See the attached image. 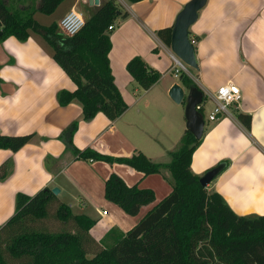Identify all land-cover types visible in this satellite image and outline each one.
<instances>
[{"label":"crops","instance_id":"1","mask_svg":"<svg viewBox=\"0 0 264 264\" xmlns=\"http://www.w3.org/2000/svg\"><path fill=\"white\" fill-rule=\"evenodd\" d=\"M107 0L89 5L88 0H62L57 19L71 10L89 18ZM189 0H123L124 19L109 30L108 59L114 83L128 108L115 120L101 112L90 120L82 117V107L72 101L57 103L59 90L76 85L52 58V48L44 37L31 32L19 41L8 37L0 42V135H31L17 150L0 149V165L9 160L8 176L0 180V225L15 210L18 192L34 195L49 187L59 188L57 197L77 207L96 223L90 233L97 240L112 228L125 233L153 207L142 205L135 215L127 214L104 196L105 180L119 175L128 186L156 190L160 175L170 193V172L144 175L127 165L76 159L58 138L73 121L78 128L72 137L80 150L94 149L114 157L141 152L153 162L167 163L185 127V102L175 103L168 95L175 83L186 87L176 72L171 49L156 35L173 22ZM117 26V27H116ZM116 28V29H115ZM198 64L187 76L207 96L220 85L233 83L241 92L230 115L206 122L201 142L193 151L191 171L202 176L217 164L225 168L208 185L221 195L237 215H264V0H206L196 21L189 27ZM140 56L160 73L149 89H142L126 70L127 62ZM238 113L251 116L250 129L237 119ZM154 191V190H153Z\"/></svg>","mask_w":264,"mask_h":264},{"label":"trees","instance_id":"2","mask_svg":"<svg viewBox=\"0 0 264 264\" xmlns=\"http://www.w3.org/2000/svg\"><path fill=\"white\" fill-rule=\"evenodd\" d=\"M61 1L0 0V42L8 37L25 41L31 32L41 34L52 48L54 61L76 85L72 91L59 90L57 103L78 102L84 120L98 112L115 120L128 106L110 68L108 26L128 14L115 0H107L78 33L65 36L57 31L56 23L45 26L34 19L36 11L49 14ZM172 26L156 32L168 47ZM126 70L144 90L160 78L140 56L132 57ZM179 78L186 89L198 87L183 71ZM204 99L203 94L201 103ZM200 112L203 114V109ZM237 119L250 129L249 114L238 113ZM77 128L78 121H73L58 136L76 159L124 164L144 175L167 169L172 190L131 229L120 234L112 228L101 240L90 233L96 221L72 213L51 188L34 195L18 192L14 213L0 225V264H264V215H237L219 193L208 191L191 171L192 153L201 139L185 130L176 149L168 153L170 161L158 163L141 152L114 157L91 148L80 150L72 142ZM30 137L0 135V149L17 150ZM9 169V160L0 165V180L8 176ZM104 196L129 215L137 214L155 197L152 189L128 186L115 173L105 180Z\"/></svg>","mask_w":264,"mask_h":264},{"label":"water","instance_id":"3","mask_svg":"<svg viewBox=\"0 0 264 264\" xmlns=\"http://www.w3.org/2000/svg\"><path fill=\"white\" fill-rule=\"evenodd\" d=\"M206 0H189L177 14L171 31V52L187 66L197 69L198 64L195 57V47L189 37V27L196 21L198 11L205 5ZM89 5H98L99 0H88ZM1 33V32H0ZM168 95L177 104L185 101L184 116L185 127L196 139H201L204 132L205 120L203 114L196 108L201 103L203 92L196 86H191L184 91L183 87L175 83L169 89ZM226 163L221 162L208 169L199 178L203 187L207 185L222 172ZM51 191L58 195L59 188L53 187Z\"/></svg>","mask_w":264,"mask_h":264},{"label":"built area","instance_id":"4","mask_svg":"<svg viewBox=\"0 0 264 264\" xmlns=\"http://www.w3.org/2000/svg\"><path fill=\"white\" fill-rule=\"evenodd\" d=\"M85 22L86 19L84 18L82 13L76 10H71L59 20L57 26L63 35L73 36L84 27ZM113 28L114 24L108 26V30H112ZM192 42L194 44L193 39ZM171 57L174 61L176 72L183 71L185 73H189L187 65L183 63L178 57H176L172 52ZM207 96L214 102V106L208 112L207 119L203 114L204 120L206 119L208 122H215L224 115H230L229 109L231 106H236L239 103L241 99V92L237 85L233 83H225L220 85L213 93L207 94ZM196 108L199 111L200 109H203V103L198 104Z\"/></svg>","mask_w":264,"mask_h":264},{"label":"rangeland","instance_id":"5","mask_svg":"<svg viewBox=\"0 0 264 264\" xmlns=\"http://www.w3.org/2000/svg\"><path fill=\"white\" fill-rule=\"evenodd\" d=\"M34 1H35L36 4L39 3V0H34ZM115 1L117 3L118 7L121 10L122 5L124 4L123 3V0H115ZM27 3H28V1H27ZM59 4L56 6V8L54 9V11H52L49 14H45V13L36 11L34 13V19L36 21H38L40 24H42V25H45V26L50 25L55 19H57V15L59 14L60 9L62 8V5H59ZM57 31L60 32V30L58 29V27H57ZM110 34H111V32H109V35ZM187 69H188V72L193 75V68L187 66ZM202 103H203V114H204V116L207 119L208 112L213 108L214 102L208 96H206L205 99H204V101ZM206 119H205V121L208 123V121ZM153 178H157V181H156V185H157L156 186V190L153 189L154 190V195H155V197H154V201L155 202L154 203H157L161 199H163L165 196H167L169 194V192H167L168 194H166L165 190L163 189L164 187H162V185L163 186L166 185V182L163 179V177H161L160 175H155ZM171 181H172V178H171V175H170V182ZM71 211H72V213H80L79 212V209L77 207H73L71 209Z\"/></svg>","mask_w":264,"mask_h":264}]
</instances>
